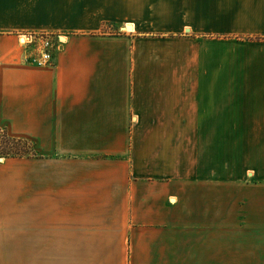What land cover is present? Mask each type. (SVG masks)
Masks as SVG:
<instances>
[{
    "label": "crops",
    "instance_id": "1",
    "mask_svg": "<svg viewBox=\"0 0 264 264\" xmlns=\"http://www.w3.org/2000/svg\"><path fill=\"white\" fill-rule=\"evenodd\" d=\"M30 31L64 33L54 64L26 61L17 37ZM131 125L252 127L247 164L264 178V0H0V129L51 157H91L122 154ZM30 189L0 180V264H95L88 220L79 231ZM245 203L249 223L264 215V199ZM108 243L102 264H150ZM226 250V263L264 264V247ZM222 253L183 245L175 264Z\"/></svg>",
    "mask_w": 264,
    "mask_h": 264
},
{
    "label": "rangeland",
    "instance_id": "2",
    "mask_svg": "<svg viewBox=\"0 0 264 264\" xmlns=\"http://www.w3.org/2000/svg\"><path fill=\"white\" fill-rule=\"evenodd\" d=\"M251 129L131 125L122 154L91 157L69 151L51 157L22 138L8 140L0 129V166L6 167L0 180L30 183L31 194L47 195L51 212L77 214L79 231L87 219L95 264L105 263V242L117 257L124 250L150 264L180 262L183 245L220 247L223 253L213 256L229 264L230 247H264V215L254 213V223L245 215L247 198L264 199V178L247 164ZM21 262L15 254L2 264Z\"/></svg>",
    "mask_w": 264,
    "mask_h": 264
},
{
    "label": "built area",
    "instance_id": "3",
    "mask_svg": "<svg viewBox=\"0 0 264 264\" xmlns=\"http://www.w3.org/2000/svg\"><path fill=\"white\" fill-rule=\"evenodd\" d=\"M25 38V41L22 38ZM62 33L54 31H31L21 33L18 37L20 43L29 51L26 53L27 62L37 66L54 64L57 52L63 49L67 42Z\"/></svg>",
    "mask_w": 264,
    "mask_h": 264
},
{
    "label": "trees",
    "instance_id": "4",
    "mask_svg": "<svg viewBox=\"0 0 264 264\" xmlns=\"http://www.w3.org/2000/svg\"><path fill=\"white\" fill-rule=\"evenodd\" d=\"M8 140H15V138L5 136ZM0 154L5 155L4 153L1 152V134H0Z\"/></svg>",
    "mask_w": 264,
    "mask_h": 264
},
{
    "label": "bare ground",
    "instance_id": "5",
    "mask_svg": "<svg viewBox=\"0 0 264 264\" xmlns=\"http://www.w3.org/2000/svg\"><path fill=\"white\" fill-rule=\"evenodd\" d=\"M63 39L65 40V37H63ZM22 40L25 41V38L23 37Z\"/></svg>",
    "mask_w": 264,
    "mask_h": 264
},
{
    "label": "water",
    "instance_id": "6",
    "mask_svg": "<svg viewBox=\"0 0 264 264\" xmlns=\"http://www.w3.org/2000/svg\"><path fill=\"white\" fill-rule=\"evenodd\" d=\"M129 26V25H128Z\"/></svg>",
    "mask_w": 264,
    "mask_h": 264
}]
</instances>
